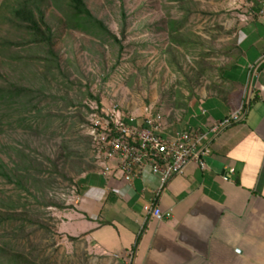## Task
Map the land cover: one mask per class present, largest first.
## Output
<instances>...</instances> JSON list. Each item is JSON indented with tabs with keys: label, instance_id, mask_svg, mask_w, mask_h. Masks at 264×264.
<instances>
[{
	"label": "rangeland",
	"instance_id": "1",
	"mask_svg": "<svg viewBox=\"0 0 264 264\" xmlns=\"http://www.w3.org/2000/svg\"><path fill=\"white\" fill-rule=\"evenodd\" d=\"M14 1L0 0V85L10 83L31 89L32 94L25 92L19 99L23 105L0 103V164L27 166L28 181L26 190L0 175V208L4 209L2 199H12L26 204L17 205L16 211L27 210V215L25 220L0 223V242H8L33 264H75L70 240L59 229V212L75 198L84 175L79 171L92 167L82 128L89 108L98 104L90 94L104 108L118 104L140 113L144 106L153 107L168 116V124L178 125L188 111L201 109L198 92L207 88L210 94L221 86L220 69L235 61L236 33L264 37V25L256 17L244 20L250 0H190L184 4L187 10L177 0H86L92 13L121 40L120 53L114 43L102 42L95 28H69L67 0ZM8 2L27 3L44 14L54 32L52 47L60 68L45 74L42 60L48 47L45 43L36 47L32 32L11 21L4 8ZM173 20L180 21L183 43L169 37L168 23ZM226 73L231 79V72ZM33 95L38 97L32 102L36 108L27 104ZM221 101L210 97L204 107L213 115Z\"/></svg>",
	"mask_w": 264,
	"mask_h": 264
},
{
	"label": "crops",
	"instance_id": "2",
	"mask_svg": "<svg viewBox=\"0 0 264 264\" xmlns=\"http://www.w3.org/2000/svg\"><path fill=\"white\" fill-rule=\"evenodd\" d=\"M240 31L235 61L220 69L221 86L210 94L207 88L198 92V113L205 118L193 108L179 126L168 125L171 130H207L240 107L251 80L245 120L214 137L205 169L190 164L168 180L158 201L169 214L162 220L143 209L160 187L149 169L132 186L120 178L105 179L93 163L83 170L71 206L59 212V229L70 240L75 264H264V37ZM251 66L256 68L253 78ZM215 96L223 101L211 115L205 100Z\"/></svg>",
	"mask_w": 264,
	"mask_h": 264
},
{
	"label": "built area",
	"instance_id": "3",
	"mask_svg": "<svg viewBox=\"0 0 264 264\" xmlns=\"http://www.w3.org/2000/svg\"><path fill=\"white\" fill-rule=\"evenodd\" d=\"M247 13L245 21L256 17L264 24V0H250ZM255 73V66H251L249 77L253 78ZM251 83L250 80L247 84L240 107L205 131L171 130L165 114L150 106H144L140 113L125 110L118 104L89 108L90 115L82 128L96 172L107 180L120 178L132 186L149 169L159 177L160 187L153 190L152 199L143 209L148 217L164 219L169 214L158 205L162 189L172 176L184 174L190 164L202 170L207 167L205 157L210 153L214 137L245 120L253 96ZM234 172V168H229L230 174ZM223 178L229 180L228 175ZM132 256L131 251L127 255L129 261Z\"/></svg>",
	"mask_w": 264,
	"mask_h": 264
},
{
	"label": "trees",
	"instance_id": "4",
	"mask_svg": "<svg viewBox=\"0 0 264 264\" xmlns=\"http://www.w3.org/2000/svg\"><path fill=\"white\" fill-rule=\"evenodd\" d=\"M20 0H15L14 2L17 3ZM64 0H62L63 2ZM170 1H176V0H170ZM178 2L182 3L183 5L181 8L183 10H187V8L184 6L185 2H189L190 0H177ZM20 4V3H19ZM18 4L11 6V3H5L4 8L7 10L11 15V21L17 25H20L22 27H26L29 32H32V35L35 37L34 39V45L36 47L40 46L42 43H45V46L48 48L44 51L45 56L43 61V67L45 74L50 71L51 68H60V63L58 59L57 52L52 47V37L54 35V32L52 31L51 26L47 24V21L45 19L44 14L41 11H36L31 5L27 3H21L20 6H17ZM65 10H66V22L67 26L69 28H81L84 30H90L95 28L96 34L102 42H110L114 43L116 48L118 47L119 52L123 50L122 42L121 40L111 31L109 28L105 25V23L102 20H99L92 11L88 8L86 0H67L65 3ZM12 7V8H11ZM35 12L39 13L38 16L35 14ZM122 15L124 18H126V14L122 12ZM188 14L185 13V17ZM180 21H169V27H168V34L171 39L174 42H181L183 43V38L180 39L178 24ZM124 33V30L123 32ZM112 39V40H111ZM235 57V54H233ZM32 61H35L34 58H31ZM120 59V56H119ZM117 60L116 64L119 63L120 60ZM31 61V60H30ZM29 61V62H30ZM31 66L33 67V63H31ZM48 70H47V69ZM115 66L112 68L111 71H113ZM8 85H11L10 83L6 85H0V103L5 105H23L24 102H20L21 99H24L25 92L28 93V97L31 96V89L26 88H17V87H10ZM93 99L97 100L96 102L99 104L100 107H102L100 103V99L98 97H94L90 94ZM38 98L35 95L32 96V100L27 101V104H31L29 106H33L36 108V104L32 105V102L35 101V99ZM20 99V100H19ZM40 115V114H39ZM28 157V156H27ZM21 163H17L15 168H7V164L1 163L0 164V175L3 178L8 179L9 183H15L18 187L26 189L27 187L25 183L28 181V178L25 177V172L27 169V166H18ZM82 173L83 171H79ZM15 202L12 199H9L8 201H5V199H2L1 206L4 207V209L0 208V223L7 222L12 219H20L25 220L27 215V210H22L21 212L16 211L17 205H19L21 208H26V204L22 202ZM46 204H52V202H46ZM28 219V218H27ZM28 221H30L28 219ZM0 264H33L31 260H29L23 253L17 252L12 250L8 242L3 243L0 242Z\"/></svg>",
	"mask_w": 264,
	"mask_h": 264
}]
</instances>
